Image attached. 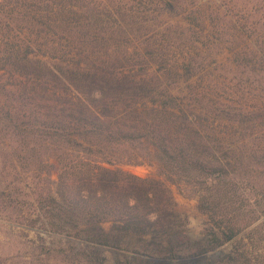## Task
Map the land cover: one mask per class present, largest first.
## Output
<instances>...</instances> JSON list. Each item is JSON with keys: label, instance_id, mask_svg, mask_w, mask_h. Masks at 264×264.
I'll return each instance as SVG.
<instances>
[{"label": "trees", "instance_id": "obj_1", "mask_svg": "<svg viewBox=\"0 0 264 264\" xmlns=\"http://www.w3.org/2000/svg\"><path fill=\"white\" fill-rule=\"evenodd\" d=\"M134 19L94 0L0 3V144L10 149L12 175L43 182L24 185L42 229L75 242L81 256L110 251L122 257L114 264H252L244 250L211 253L244 229L248 199L238 182L260 166L261 155L236 141L235 130L245 135L264 119V101L249 112L227 99H263L264 33H244L247 48H231L234 66L221 71L247 77L230 86L193 56L171 64L168 51L148 47L134 57L123 46ZM175 77L187 82L183 97L173 93ZM142 163L155 164L158 177L113 167ZM170 185L197 199L208 220L201 240L187 236Z\"/></svg>", "mask_w": 264, "mask_h": 264}, {"label": "rangeland", "instance_id": "obj_2", "mask_svg": "<svg viewBox=\"0 0 264 264\" xmlns=\"http://www.w3.org/2000/svg\"><path fill=\"white\" fill-rule=\"evenodd\" d=\"M5 0H0L2 3ZM100 7L117 5L127 15L134 17L130 36L123 46L129 47L134 57L146 56L148 47H159L172 55V63H182V56L196 57L214 69L215 77L227 85L235 86L245 81L246 74L241 70L223 72L221 66H234L233 47L243 45L240 35L244 33H264V0H94ZM205 20L204 29L198 26ZM254 24L253 27L251 24ZM126 28V26H124ZM250 27L251 30L249 29ZM238 31V32H237ZM239 34V35H238ZM238 37L234 42V36ZM244 38V37H243ZM254 38H257L255 35ZM251 42V41H250ZM249 43V42H248ZM250 44V43H249ZM251 45V44H250ZM232 48V49H231ZM157 70L151 65L150 71ZM179 73H182L180 71ZM202 72L201 75H204ZM176 78V77H175ZM199 78L195 76L192 82ZM178 88L175 95L182 97L187 92L183 77L176 78ZM223 84V82H221ZM259 94L230 96L233 103L246 105V111H258L263 99ZM224 98V97H223ZM254 106V107H252ZM264 107V106H262ZM264 119L258 117L252 130L244 134L235 130V140L249 146L261 155L260 166L256 174L246 175L238 182L237 193L248 199L244 206V229L238 232L231 243L224 245L211 256L229 251H245L249 253L252 264H264ZM260 138V140L257 139ZM10 149L6 142L0 144V264H114L122 260L120 254L105 251L102 258L90 259L73 250L75 242L60 235L42 229V220L37 218L35 195L32 190H25L24 185L43 187L39 179L22 174L18 179L13 173ZM121 168L138 177L157 178V166L151 163L117 164ZM43 179V178H42ZM57 176L53 174L52 181ZM53 186L50 183V187ZM176 211L185 221V232L191 241L203 238L208 220L197 209L196 198H185L178 193L176 186L170 185ZM44 221V220H43ZM106 228L109 225H105Z\"/></svg>", "mask_w": 264, "mask_h": 264}, {"label": "water", "instance_id": "obj_3", "mask_svg": "<svg viewBox=\"0 0 264 264\" xmlns=\"http://www.w3.org/2000/svg\"><path fill=\"white\" fill-rule=\"evenodd\" d=\"M187 234V233H186ZM188 236V235H187Z\"/></svg>", "mask_w": 264, "mask_h": 264}]
</instances>
